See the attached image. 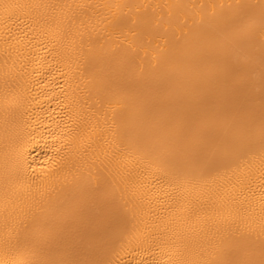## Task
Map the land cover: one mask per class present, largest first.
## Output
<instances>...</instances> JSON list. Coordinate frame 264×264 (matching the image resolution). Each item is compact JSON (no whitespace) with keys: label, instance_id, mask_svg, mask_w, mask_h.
<instances>
[{"label":"bare ground","instance_id":"obj_1","mask_svg":"<svg viewBox=\"0 0 264 264\" xmlns=\"http://www.w3.org/2000/svg\"><path fill=\"white\" fill-rule=\"evenodd\" d=\"M0 264H264V0H0Z\"/></svg>","mask_w":264,"mask_h":264}]
</instances>
